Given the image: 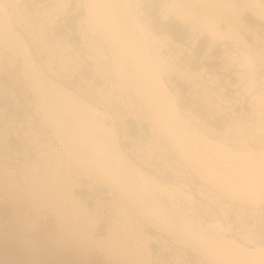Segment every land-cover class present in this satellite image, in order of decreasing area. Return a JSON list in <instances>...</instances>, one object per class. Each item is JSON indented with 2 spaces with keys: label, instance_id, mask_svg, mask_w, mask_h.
<instances>
[{
  "label": "bare ground",
  "instance_id": "1",
  "mask_svg": "<svg viewBox=\"0 0 264 264\" xmlns=\"http://www.w3.org/2000/svg\"><path fill=\"white\" fill-rule=\"evenodd\" d=\"M22 1L0 0V44L12 55L21 59L20 72L30 81L32 91L36 94L34 114L42 121L45 128L52 132V137L59 144L55 146L49 143L50 149L40 153V158L46 155L49 157L48 160L56 158L57 164L48 172L46 171L47 173L42 174L40 168L38 169L40 172L37 171L32 179V189L29 194L41 198L55 216L58 217L60 214L68 216L69 220L66 221L72 222L74 227L76 225L73 230L78 233L75 234L88 238L86 245L88 247L71 248L73 261L75 258L79 259L78 257L81 263L82 261L91 263L99 260L95 258V249L96 247L101 248L103 243L105 247H102L101 251H105L104 253L111 259V262L121 255L125 259L124 253H128V258H130L131 253L135 264H154L151 242L168 244V239H172L178 245H174L175 251L172 256L168 257L169 263L192 264V261L186 262L182 256V253L187 255V251L190 250L207 264H264L263 244L261 246L256 244L253 247L251 245L253 241L248 240L249 243H245L234 237L223 235L213 225L188 220L164 203V197H171L172 188L169 185L172 183L167 180H164L166 181L164 183L163 179L154 172L143 168L130 157L131 152L137 151L142 154L152 149L150 143L148 147L134 146L128 151L125 150L120 143L119 128L107 122L110 116L108 111L99 108L95 103L84 100L74 90L58 83L50 76L54 70L50 69L46 72L36 59L27 38L15 27V10ZM31 1L33 0H27L26 6L22 9L30 10ZM35 1L39 3L38 0ZM61 1L62 4L57 13L51 14V23L53 21L57 23L59 17L67 13L70 0ZM164 1V19L172 15L190 25L194 31L200 27V34H197V31L193 33L196 39L203 35L210 37L209 50L225 41L232 42L236 48H245L247 52L244 58L233 56L227 59L237 58L235 61H241L246 59L248 54L253 56L254 78L250 76L251 79L242 90L246 89L251 95L252 92L254 93L255 86H259V92L262 91L260 79L255 76L254 61L255 52L259 53L260 50V53L264 54V47L259 46L255 49L243 33L244 20L249 14L248 9L240 5L207 0ZM45 2L50 3L49 0ZM80 2L79 5L85 11L80 22V25L85 27L83 32L97 36L108 45L117 78L128 83L143 103L150 104L151 113L147 122L153 128L158 125L166 130L178 160L184 162L200 182L215 189L224 197L247 208L263 205L264 150L256 151L250 147H244L242 151L235 150L229 144L223 143V139L208 136L183 115L184 108L178 104V97L170 89L165 76L174 75L180 80H187L188 76L176 69L167 67L162 69L161 62L158 61L156 54L151 51L150 44H148L150 41L153 48L161 55L157 54L160 57L164 58L163 52L168 51L175 53V57L179 59L177 56L180 52L164 48L168 41L173 43L172 39L167 35L162 34L163 37H161L152 32H146L142 22L131 12L128 5L129 0H123V2L119 0H80ZM43 3H39L40 6H43ZM22 13L25 14V11ZM45 13L48 15V10ZM43 16L44 14H42V19ZM62 38L58 37L60 41ZM256 39H259L257 35ZM259 40L255 41L256 45ZM58 42L48 43L59 45ZM175 45L179 44L175 43ZM252 50L255 52L253 53ZM54 52L57 55L54 59L56 57L61 59V53ZM48 67L51 68L50 65ZM240 68H242L241 71L247 72V69L241 66ZM122 85H118V89L126 88ZM195 87L199 89L200 86L195 84ZM111 88L115 87L112 85ZM225 101L232 102L233 100L230 98L224 100L223 103ZM218 107L221 108L220 105ZM231 132L232 127L227 125L224 130L212 133L229 136ZM124 139L127 137L124 136ZM62 154L68 160L69 169L64 170L60 175L58 172L62 167ZM148 154L146 155L150 157ZM35 161L29 162L27 166L30 165L32 169H37ZM182 173L184 174L181 175ZM175 174L186 179L190 175L193 177L186 170L175 172ZM13 175L9 169H6V172L0 176L1 184L2 179L11 180ZM83 179L88 181L86 187L89 186L91 190L94 186L107 189L110 195L122 204L123 209L129 210L132 215L122 210V213L118 215L119 218H115L110 223V227L106 229V235L95 236L100 224L105 222L106 215H101V218L93 215V210H90L87 202L76 193L77 189L85 187L81 182ZM159 192L162 193H160L162 198L158 201ZM133 214H137L141 219L138 226L133 221ZM39 221L45 225L52 223L46 214L39 218ZM146 224L158 234L154 236L145 231ZM36 225L38 224L30 223L24 231H31ZM66 245L62 246L69 247L70 244ZM120 258L118 257L117 260Z\"/></svg>",
  "mask_w": 264,
  "mask_h": 264
},
{
  "label": "rangeland",
  "instance_id": "2",
  "mask_svg": "<svg viewBox=\"0 0 264 264\" xmlns=\"http://www.w3.org/2000/svg\"><path fill=\"white\" fill-rule=\"evenodd\" d=\"M26 1L27 0H23L18 5L17 10H15L16 11L15 27L27 38L36 59L43 66L46 72H48L50 69L54 70L53 71L54 73L53 74L51 73L50 76L53 77V79H55L58 83L67 86L66 84H63L60 81L62 71H68L70 67L73 68L72 66L73 62H75V64H77L78 68L80 69L82 68L83 62L88 60L93 61L90 62L94 70V73L96 75V79L93 85L90 87L84 86V87L76 88L72 86L69 88L74 90L84 100L95 103L99 108L108 111L110 113V116L107 119V122L111 126L112 125L116 126L117 121L120 122L121 124L123 122L135 120L139 125L145 128L146 132L142 134L140 140L136 141L135 143H132L134 144V146L143 148V147H148V144L150 143L149 145L152 146L151 147L152 149H149L146 152V154L149 153L148 155H150L151 158L154 156V153H156L159 145L164 144L168 146L169 149L172 151L171 160L174 171L181 172L182 169L186 170L187 172H190L192 174L194 179L198 181L199 185H205L196 178V176L193 174V172L187 167V165L184 162L178 160L177 154L171 145L166 130L162 129L158 125L153 128L152 125L147 122V119L151 113L150 104L145 102L143 103L137 96L134 89L128 83L123 82L121 79L117 78V74L113 66V58L110 55L108 45L97 36L83 32L85 27L81 26L80 22H81V17H83L85 14V11L82 8V6L79 5L81 4L80 0H70L69 2V5H71V2L73 1L76 4L78 10H80V14H81V17L75 22L77 24V26H74L76 34L71 37H64L62 38V41L58 39L59 45L49 44L48 42L52 41L51 37H53V34H55V36L65 35V32L61 30L60 31L58 30L55 33L57 23L54 21L51 23V19H52L51 16L57 13L58 8L62 4V1L49 0L50 4H48L47 6L48 7L47 10L49 14L47 15L45 11L43 16L44 18L43 19L41 18L37 25L32 23L33 20H31L32 19L31 18L32 13H30L31 11L27 9L26 10L22 9L23 6L24 7L26 6L25 5ZM119 1L123 2V0H119ZM128 5L129 8L131 9V12L142 22L146 32L148 33L152 32L154 34L163 37V35L157 31V29L155 28V26H153V24H155V21L159 20V18L164 19V15H163L164 14L163 8L165 7L164 0H129ZM22 11H25V14L22 13ZM169 18H175V17L169 15ZM177 20L180 21L182 25L186 27L187 30H190L191 33L192 32L195 33V31H197V34H200L199 31L200 27H197L194 31V29L190 25L183 23L179 19ZM259 36L260 35H257V37ZM204 38L208 39L207 35H205ZM76 42L79 44V47L75 49L72 53H70V55H66L68 52H70L71 48L76 45ZM148 44H150L151 51L154 54H156L158 61L161 62L162 69L164 67H167V68L176 69L177 71L184 72L188 76V78L187 80H183V81L193 82L195 80L196 83H194V85L198 84L200 86L199 89L195 87L198 90L197 96L195 97L196 99L195 102L186 105L188 104V101L187 102L182 101L180 103L178 100V104L184 108L182 111L183 115L186 116L192 124L197 125V127L201 131L206 133L208 136L217 139H223L222 138L223 136L219 135V133L213 134L209 132L207 128L203 126L201 123L202 114L207 111L213 110L216 107L217 103L211 97L209 90L204 84L205 81L202 78V76L196 75V73H192L189 69L188 70L186 69L187 67L185 64L187 59L184 56H181L183 53L186 54L185 47L174 46L169 41L167 42L166 46H164L165 49L170 48L171 51L174 50L177 53L180 52L177 56L179 57V59L181 56V59L179 60L175 57L176 56L175 53H170L168 51L163 52L165 56L164 58L160 57L161 55L159 54L158 51H156L153 48L150 41H148ZM81 48H82V53H81L82 56L80 57L78 51L81 50ZM45 51H49L48 53H50L52 57L41 56L43 53H45ZM54 51H58L61 53L60 54L61 59L59 65H57V63L55 62L54 59L55 54H53ZM157 54H159L160 56ZM0 57H1L0 74L3 73V76H0V82L1 79H3L1 77H6V80L9 82V88L4 89L1 86V83H0V88L3 90V93L5 95L15 96V98L12 100V103L18 100L16 102V105H18V110H20L21 106L24 105L22 109V113L26 110H30V113L31 112L33 113V116L30 115L28 119H26V117L23 118L24 122H26L27 124H29L30 122L29 124L30 126L28 125L30 128L29 130H27L26 136L33 144H37V157L35 158L36 160L35 164L37 165L38 168L32 169L30 165L28 166L26 165V169L30 173V175L33 174V177L30 179L27 187L28 188L27 191L28 193H30L29 191L32 189L31 181L36 175L37 171L40 170L42 174L47 173L50 168L52 169L57 164L56 158H53L52 160H48L49 159L48 155L44 157L41 156L40 158L41 155L40 153L48 151L50 149L49 147L50 144L55 146H59V144L52 137L51 135L52 132L46 129L45 126L42 124V121L34 114L35 104H36V94L32 91V85L30 81H28L24 76H22L20 72L22 68L21 59L17 56L12 55L2 44H0ZM252 57L253 56L248 54L246 59L244 60L232 61L233 64L237 63V65L239 66L241 65V67L247 69V72L248 71L251 72V73L237 75L239 77V84H243L246 78L249 79L250 76L251 78H254ZM233 59L236 60L237 58H233ZM48 65H50L51 68L48 67ZM232 65L228 63L226 71H228L232 67ZM171 76H173L175 80L178 79L174 75H170L169 77L165 76V80L167 84L170 81ZM140 81L142 82L143 79L141 78ZM122 83H124L123 85H125L126 88L118 89V85L120 86L122 85ZM112 85L115 88H111ZM246 85L247 83H244L242 87L234 91L231 90V93L232 94L237 93V95L239 96L242 95L243 93H245V95L249 94L246 91V89L242 90L243 93L239 92L240 89H242ZM190 86L191 85H189V88ZM259 88L260 87L258 86L256 88V92L254 90V93L252 92L251 95L253 96V100L258 102L259 105L258 107L260 106L264 107L263 105L264 97L257 95L260 93ZM110 89L112 90L110 91ZM220 100L224 102L225 99L221 97ZM194 103H196L195 106ZM229 103H230L229 101H225L226 105H229ZM218 109H220V107H218ZM12 110L13 108L11 109V111ZM214 112L221 113L220 111L218 112L217 109H214ZM5 131L6 133L1 135L0 147L2 149L6 148V140L8 139V132L6 129ZM118 131L119 133H121L120 128L118 129ZM222 142L225 144H229L228 141L225 139H223ZM229 146L231 145L229 144ZM243 148L240 149L234 148V149L242 151ZM250 148L256 151L264 150L263 147L262 148L250 147ZM130 157L133 158L143 168H145L144 166H147L146 169L150 171L149 166L146 162H144V158L142 157V155L134 151L131 152ZM61 159H62L61 160L62 167L60 169V172H58V174L60 175L63 174L64 170L69 169V163L64 154H62ZM162 181L166 183V181L164 180ZM81 182L85 185V187H80V188L84 189L85 191H92L90 190L89 186L86 187V185H88L87 180L83 179ZM14 186L15 183L9 184V187H14ZM36 189L38 188L36 187ZM77 191L79 190H76V193ZM160 193L161 192L157 194L158 201L159 199L162 198L161 196L162 193L161 194ZM1 194H2V185L0 186V196ZM17 196L14 200L8 202L1 201V197H0V264H131V261L132 264H135L134 257L131 253L129 254L130 258H128V253H124L125 255H127V256L124 255L125 259L122 257L123 255H121L118 256L119 258L121 257L120 258L121 260L120 259L117 260L118 257H116L114 260L117 261L114 262V260H112L111 262V259L107 257V254L104 253L105 251L103 252L101 251L102 247H105L103 243H102L103 246L101 248L99 247L100 250L97 247H96L97 250L95 249L96 252L95 258H98L99 260L97 261L95 260L94 262L91 263L88 262L86 263L82 261L81 263V260L79 261L80 257H78L79 259L75 258L77 261L74 259L75 261L74 262L73 261L74 256L71 252L73 251L72 249L75 246L76 247L86 246L88 238H85L82 235L77 236V234H75L78 233V231L76 232L73 230V228L75 229L76 225L74 227V225H72V222L70 223L69 221H66L69 220L68 216L66 217L60 214L59 215L60 217L59 216L57 217L54 215L51 208L46 204H45L46 206H44L43 204L37 201L25 200V198L20 199V197ZM88 196H92L93 199L89 201V203H87V206L90 208V210L91 209L93 210L92 214L98 215L99 218L102 217L101 215H106L105 222L107 224V227L102 226L99 229H97L94 234L95 236L101 237L106 235L107 231L105 230V228L106 229L109 228L110 223L115 218L116 219L119 218L118 215L119 213H122V210L124 213L126 212L127 214L132 215V213L129 212V210L123 209L124 207L122 206V204H120L116 198L112 197V195H110L107 189L101 188L99 186H94L93 192H88ZM32 197L37 198V196H32ZM26 208H29L31 210V214H30L31 217L28 220H24L25 217H23V213H21L24 209L26 210ZM43 208H45V212L42 211ZM166 210L169 211L167 208ZM44 214H46V216L49 217L50 221L52 220L51 221L52 225L49 224L51 226L45 225L41 221H39V218L44 216ZM133 217H134L133 218L134 223L138 226L140 224V223L138 224V222L141 221L140 217L137 214H133ZM135 220L137 222H135ZM30 223H34L38 225H36L35 228L32 229L31 231H24L25 227ZM48 226L52 228H49ZM144 230L147 232H150L151 230L154 231V229L147 224L145 225ZM156 234L158 233L156 232ZM59 237H61L62 240ZM62 245H66V246L69 245V247H63ZM174 245H178V244L173 242L172 239H168V244L158 243V251L156 255L153 254L154 263L159 262L160 264L162 263L173 264V263H169L168 257L172 256L173 252L175 251ZM259 245L261 246V244H258V246ZM187 254L192 258V264H207V262L199 259V257L192 251L188 250Z\"/></svg>",
  "mask_w": 264,
  "mask_h": 264
},
{
  "label": "built area",
  "instance_id": "3",
  "mask_svg": "<svg viewBox=\"0 0 264 264\" xmlns=\"http://www.w3.org/2000/svg\"><path fill=\"white\" fill-rule=\"evenodd\" d=\"M207 1L243 6L248 9L249 14L264 22V0H259L258 2L255 0ZM48 4L50 3L44 2L43 6H40L35 0L30 2V11L32 12L35 25L38 24L42 18V14L48 9ZM256 12L261 13V15H257ZM62 26H65V24L62 23ZM56 32L57 30L55 33ZM259 33L261 39L258 41L259 43L257 45L255 44L256 40L254 38L249 39L251 45L254 46L255 49H258L259 46L264 47V30ZM69 35L73 36V33L66 29L65 35L53 36L51 37V42L56 44L58 42V37L62 38ZM78 47L79 44L73 46L71 51L66 55H70V53ZM221 47L223 50L221 58L223 64H225V59L227 57L229 59L233 56L244 58V54L247 52L243 47L236 48L231 42H225L224 45L221 44ZM78 52L81 57L82 48ZM252 52L254 53L255 51L252 50ZM255 53V76L260 79V85L262 86V91H260V93L263 94L260 96L264 97V54L260 53V50L259 53ZM53 54L57 56L56 52ZM41 56L52 57L48 51H45ZM55 62L59 65L60 58L56 57ZM90 62L93 61L88 60L83 62L82 68L80 69L77 64H72L73 68L70 67L68 71L61 72L60 81L68 87L74 86L80 88L92 86L95 82L96 75ZM0 76H3V74H0ZM1 78H3L0 82L1 86L4 89L9 88V82L6 80V77ZM216 78L217 75L213 73V78L209 79L210 82L208 85L213 87V83H216ZM212 97L217 101L214 109L221 112L217 113V117L222 122L221 131L224 130L227 125L232 127L231 134L227 137L223 135V139L227 140L234 148H264L263 106L258 107L259 105L257 102L250 97L242 99L235 95L231 97L233 102H230L229 105L221 102L219 95H212ZM14 98L15 96L13 95H5L0 88V144L1 135L6 133L5 129L8 132L6 148L2 149L0 147V176L6 172V169L11 171V175L14 174L11 180H8L9 178H7V180L2 179L1 201H12L18 195L17 197H20V199L25 198V200H34L46 206L41 199L32 197L27 191L28 183L33 177V174L30 175L26 169V165L37 157V144H33L26 136L27 130H29L30 127L24 122L23 118L26 117V119H28L30 115L33 116V113H30V110H26L22 113L24 105L18 110V105H16L18 100L12 103ZM224 99L228 100L230 98ZM217 105H220L221 108L218 109ZM12 108L13 110L11 111ZM119 127L120 122L117 121L116 128ZM133 147L134 144L131 145L130 149ZM126 150L128 151L129 149ZM140 155L144 158V162L148 164L150 171L154 172L161 179L172 183L171 197L163 198L164 203L169 208L174 209L188 220L199 221L206 225H213L214 228L223 235L234 237L245 243H249L248 240L253 241L251 244L252 246L264 244V204L256 208H247L224 197L208 185H199L198 181L191 177V175L187 177V179L181 178V175L184 173L180 176L175 174L171 160L172 151L164 144L160 145L152 158L148 157L146 152ZM144 167L146 168L147 166ZM13 171L14 173H12ZM11 182L15 183L14 187H9V183ZM9 188H11V190H9ZM29 210V208H26V210L24 209L21 212L23 213V217H25L24 220H28L31 217V210ZM42 211L45 212V208H43ZM102 226L107 227V224L102 222L100 227ZM182 256L186 262L192 261V258L188 254L185 255L182 253Z\"/></svg>",
  "mask_w": 264,
  "mask_h": 264
},
{
  "label": "crops",
  "instance_id": "4",
  "mask_svg": "<svg viewBox=\"0 0 264 264\" xmlns=\"http://www.w3.org/2000/svg\"><path fill=\"white\" fill-rule=\"evenodd\" d=\"M45 1L48 0H38L39 3ZM80 17H81L80 10H78L76 4L72 1L71 5L68 6L67 14L59 17V20L57 21L58 27H56L55 30L57 31L61 30L66 32V29H68L71 31V33L75 35L76 33L74 26H77L75 22ZM244 21H245V27L243 29V33L246 39L248 40V42H250L249 41L250 38H254L255 40H257L256 35H259L260 34L259 32H262L264 30V22L261 19H258L251 14H247ZM62 23H64L65 26H62ZM153 26H155V28L159 33L169 36L172 39L173 42L171 43L172 45L176 46L175 43H177L179 44L178 46L185 47L186 54L183 53L181 56H184L187 59L185 64L187 67L186 69L187 70L189 69L192 73H196V75L202 76V78L205 81L204 84L209 90L211 97L212 95H219V98L221 97L231 98L234 97L235 95L242 99L253 97L250 94L245 95L242 89H240L239 91L243 93L240 96L237 95V93L235 94L231 93V90L234 91L242 87L244 83H248L250 78L249 79L246 78L243 84H239V77L237 75L246 74L247 72L241 71L242 69L240 68L241 65L239 66L237 65V63L235 64L232 63V61L233 60L235 61V59L228 60L226 58L225 64L222 63L221 58L223 55V50L221 44L224 45L225 42H230V41L218 43L215 47L209 50L211 44L210 37L207 35L208 39H206L204 38L205 35H203L200 36L198 39H196V35H194L193 32L192 34L190 30H187L186 27H184L182 23L177 20V18H169L166 20L159 18V20L155 21V24H153ZM259 39H261L260 36ZM228 63L233 65L228 71H226ZM213 73L217 75L216 83H213L214 86L210 87L208 83L210 82L209 79L213 78ZM194 83H196L195 80L193 82L183 81L180 79L175 80L174 77L171 76L168 85L171 87L170 89L174 91L175 95H177L180 103L182 101L185 102L188 101V104L186 105H189L192 102L196 101L195 97L197 96L198 90L195 88ZM189 85H191L190 88ZM256 88L257 86H255V92H256ZM195 105L196 103H194V106ZM201 123L203 126L207 127V130H209V132L211 133L214 131L220 132V130L222 129V122L219 120V118L217 117V113H215L214 110H210L203 113L201 116ZM119 128L121 130V133H119L120 143L124 149H130L132 143H135L136 141L140 140L142 134L146 132L145 128L139 125L135 120L123 122L120 124ZM124 136H126L127 139H124ZM77 190H79L77 191L78 196L84 199L87 203L93 200L92 196H88V192H93V189L92 191H85L82 188H79ZM150 233L154 236L157 235L155 230L154 231L151 230ZM151 249L153 253L156 255L158 251V243L152 241ZM154 264H160V263L155 262Z\"/></svg>",
  "mask_w": 264,
  "mask_h": 264
},
{
  "label": "trees",
  "instance_id": "5",
  "mask_svg": "<svg viewBox=\"0 0 264 264\" xmlns=\"http://www.w3.org/2000/svg\"><path fill=\"white\" fill-rule=\"evenodd\" d=\"M150 233V232H149Z\"/></svg>",
  "mask_w": 264,
  "mask_h": 264
}]
</instances>
